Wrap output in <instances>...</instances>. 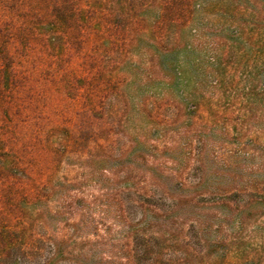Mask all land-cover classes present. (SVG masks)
I'll return each instance as SVG.
<instances>
[{
  "label": "trees",
  "instance_id": "obj_1",
  "mask_svg": "<svg viewBox=\"0 0 264 264\" xmlns=\"http://www.w3.org/2000/svg\"><path fill=\"white\" fill-rule=\"evenodd\" d=\"M202 1L0 0V264H231L227 249L264 205L262 165L229 180L211 173L215 133H230L202 113L185 118V142L160 149L178 119L155 123L144 90L166 64L177 78L176 36ZM217 1L235 16L259 13L258 0ZM133 121L118 147L117 129ZM187 221L199 229L196 249L184 245V263L165 260Z\"/></svg>",
  "mask_w": 264,
  "mask_h": 264
},
{
  "label": "rangeland",
  "instance_id": "obj_2",
  "mask_svg": "<svg viewBox=\"0 0 264 264\" xmlns=\"http://www.w3.org/2000/svg\"><path fill=\"white\" fill-rule=\"evenodd\" d=\"M220 3L217 0H203L202 6L195 13L192 27L178 32L176 37L181 44L177 53L180 57V64L176 68L177 78L173 76L171 66L166 64L165 76L161 73L164 76L163 81L153 79L144 90L149 103L152 104L149 111H155L159 115V119H154L155 123L165 124L172 121L173 124L178 119L176 124L167 127L163 138L159 135V141H162L160 149L165 142L170 143L172 139L179 143L185 142L184 136H179V133L184 131L182 128L186 126L188 119L185 118L193 115L198 122L199 113L204 117L209 115L220 121L218 126L226 127L230 133L228 138L218 136V131L215 133L217 137L213 139V143L216 146L211 157L217 161L218 169L211 173H224L228 175L225 180H229L233 176L239 178L248 167L262 165L253 171L254 176L259 178L256 179L262 185L261 188H264V12L260 8L264 0L257 2L259 13L249 10L237 16L224 10ZM166 39V44H170L174 33L168 31ZM214 82L220 84L217 90L213 86ZM151 93L152 98L147 96ZM200 99L206 101L208 106H204ZM210 105H215L213 107L216 113L210 110ZM135 122L140 127L139 121ZM133 126L134 121L130 126L131 130L117 129L118 147L125 143V138L132 137L131 134L137 131ZM149 127L155 129L156 126ZM193 137L196 138V134ZM223 138L227 145L222 143ZM175 153L170 150L160 154H163L164 159L170 160ZM182 156L186 159L185 155ZM183 165L187 167L188 162ZM168 166L171 167V164ZM188 167L192 168L191 171L186 170L189 178L200 177L201 170L197 164H189ZM135 174L144 177L141 172ZM217 187L223 191L241 188L228 184ZM207 189V186H202L199 192H205ZM211 199L212 197H205L204 200L210 202ZM260 207L252 212L242 233L237 235H240L239 239L233 241L236 246L227 249V263L264 264V205ZM189 225L190 222L187 221L183 228L184 233L189 232L187 238H174L169 243L173 249L166 247L162 250L165 260L173 257L184 263V245L189 243L196 249V233L199 229H190ZM212 230V233L218 231L216 225ZM197 249L200 250V247ZM211 261L214 263L216 257ZM196 264L201 262L197 260Z\"/></svg>",
  "mask_w": 264,
  "mask_h": 264
}]
</instances>
